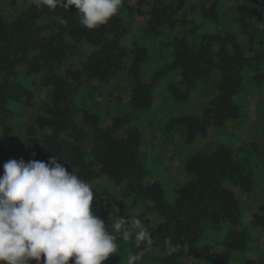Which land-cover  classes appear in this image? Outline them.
Masks as SVG:
<instances>
[{"label": "trees", "instance_id": "obj_1", "mask_svg": "<svg viewBox=\"0 0 264 264\" xmlns=\"http://www.w3.org/2000/svg\"><path fill=\"white\" fill-rule=\"evenodd\" d=\"M122 5L89 30L75 6L0 0V176L10 159L56 157L92 185L95 214L152 224L143 264H264V236L243 224L254 207L252 225L264 228V150L229 133L250 121V94L264 114V0ZM215 71L202 114L167 107ZM168 237L179 253L166 255ZM117 243L104 264L139 250Z\"/></svg>", "mask_w": 264, "mask_h": 264}, {"label": "clouds", "instance_id": "obj_2", "mask_svg": "<svg viewBox=\"0 0 264 264\" xmlns=\"http://www.w3.org/2000/svg\"><path fill=\"white\" fill-rule=\"evenodd\" d=\"M37 7L75 6L79 22L92 30L117 14L123 0H32ZM35 156V153H32ZM0 176V264H104L119 239L139 249L127 264H143L153 245V226L140 218L95 214L92 185L56 157L47 162L10 159ZM134 238V239H133ZM168 256L181 245L164 240Z\"/></svg>", "mask_w": 264, "mask_h": 264}, {"label": "rangeland", "instance_id": "obj_3", "mask_svg": "<svg viewBox=\"0 0 264 264\" xmlns=\"http://www.w3.org/2000/svg\"><path fill=\"white\" fill-rule=\"evenodd\" d=\"M123 8V5H122ZM120 7V11H122V9ZM136 18V17H135ZM134 19H132L131 23L134 26ZM127 20L129 21V17L127 18ZM180 33L178 31H175L174 34H167L161 37H158L159 40H167L171 37H173L174 35H179ZM220 73L215 71L213 72V74L209 77H205L202 78L201 80H199L196 83V88L194 90V92L191 94V97L187 100L184 101H173L172 103H168L169 108L172 107V105H177V108H171V109H175L174 111H176L177 109V113H192L195 115H200L204 112V109L207 108L209 106V99L213 98V95L215 93V87L217 88V84L220 80L219 75ZM173 77L176 78V73H173ZM169 78L165 77L161 82V84H167ZM168 98H172L169 97L167 94ZM250 101H249V118L250 121L241 126V127H236V126H231L229 127V133L232 134H236V131L238 132V135L240 137V142H250L255 140L258 144V147L261 148V150H264V136L262 134H259L258 128L259 126H261V124H264V114L261 113L260 106L262 104L263 101H261V103H257L258 99H256L255 97H253L251 94L249 96ZM256 102V104H254ZM176 113V112H175ZM23 114V113H22ZM24 115V114H23ZM257 128V130H256ZM156 155V154H153ZM162 158V157H160ZM254 162H258V160H253ZM176 164H179L178 161L175 162ZM259 163H263V162H259ZM159 164H156V168H159ZM163 168V167H161ZM171 188H173L175 186V182L173 183V181L169 182ZM260 187H262V182L260 180ZM169 195L173 196V192L169 191ZM245 206V205H244ZM255 206V205H254ZM254 209V207H253ZM253 209L251 210V208L248 210L245 207V211H244V220H243V224L246 228V230L252 234V235H259V237L264 236V228L262 227H255L252 225V213ZM261 249V250H260ZM258 252L261 254V258H262V262H264V245L262 244L259 249Z\"/></svg>", "mask_w": 264, "mask_h": 264}]
</instances>
